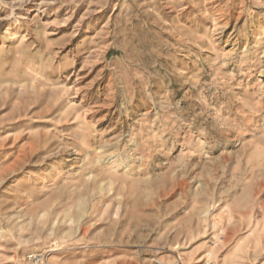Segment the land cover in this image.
Returning a JSON list of instances; mask_svg holds the SVG:
<instances>
[{"label":"rangeland","instance_id":"obj_1","mask_svg":"<svg viewBox=\"0 0 264 264\" xmlns=\"http://www.w3.org/2000/svg\"><path fill=\"white\" fill-rule=\"evenodd\" d=\"M200 242L264 264V0H0V264Z\"/></svg>","mask_w":264,"mask_h":264},{"label":"crops","instance_id":"obj_2","mask_svg":"<svg viewBox=\"0 0 264 264\" xmlns=\"http://www.w3.org/2000/svg\"><path fill=\"white\" fill-rule=\"evenodd\" d=\"M246 233L247 232L242 233L243 236H245L244 234ZM230 236H231V239H234V238L237 239L239 238V236H242V235H240V233H236V234H231ZM206 248H207L206 244H203V242H200L196 244L193 248L189 249L188 251L181 252L182 264H205L204 259H205ZM237 254L238 253L236 251L232 253L231 252L226 253L222 257H220L218 260L213 261V264H241L239 259L237 258L238 257ZM169 261L172 264H174V261L173 262L171 260Z\"/></svg>","mask_w":264,"mask_h":264},{"label":"built area","instance_id":"obj_3","mask_svg":"<svg viewBox=\"0 0 264 264\" xmlns=\"http://www.w3.org/2000/svg\"><path fill=\"white\" fill-rule=\"evenodd\" d=\"M29 259L34 262V264L42 263V257L35 254L30 256Z\"/></svg>","mask_w":264,"mask_h":264}]
</instances>
